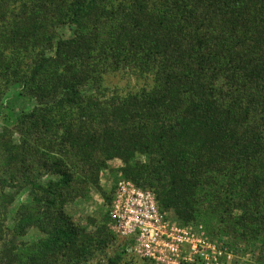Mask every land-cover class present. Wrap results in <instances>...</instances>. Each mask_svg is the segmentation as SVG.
Returning <instances> with one entry per match:
<instances>
[{
  "label": "trees",
  "instance_id": "1",
  "mask_svg": "<svg viewBox=\"0 0 264 264\" xmlns=\"http://www.w3.org/2000/svg\"><path fill=\"white\" fill-rule=\"evenodd\" d=\"M128 69L153 88L87 92ZM0 84L5 121L12 85L39 103L0 133V264H121L108 215L90 231L65 213L91 188L110 201L100 173L114 159L161 212L264 264V0H0ZM33 227L43 237L19 244Z\"/></svg>",
  "mask_w": 264,
  "mask_h": 264
},
{
  "label": "rangeland",
  "instance_id": "2",
  "mask_svg": "<svg viewBox=\"0 0 264 264\" xmlns=\"http://www.w3.org/2000/svg\"><path fill=\"white\" fill-rule=\"evenodd\" d=\"M20 2L16 1L12 4V9H18ZM74 25H62L58 29V33L60 39L62 40H71L74 37ZM56 51V46L50 49L47 52V55L53 56ZM29 59H26L25 62H28ZM1 85V84H0ZM154 86V76L147 73H142L136 71L134 69H128L121 72H110L103 76L101 81V86L97 88L96 86H91L87 89L91 95L98 96L102 101H107L112 98L114 95H119L120 97H126L130 94L137 93L141 90H149ZM2 87V86H0ZM3 105L7 106L9 110V114L11 115L9 120L3 119V113H0V133L3 131H11L13 126L16 124V120L20 118L23 113H27L35 108H38L39 103L35 99H30L28 97L21 95L20 85L14 84L12 87L6 91L3 98ZM3 112V111H1ZM6 112V111H5ZM19 138L18 135L14 136V141H17ZM144 157L142 161H144ZM123 167V163L114 159L108 163L107 169H104L100 173V184L103 190L110 195V201H106L105 198L101 195L100 192L91 188L90 193L87 197L79 198L73 202H70L65 207L66 215L73 220L77 225L85 226L90 231H94L95 227L89 221L93 219L96 221V224H102L105 216H109L107 226L111 232L112 230V219H111V207L115 200L116 192L118 190L119 182L122 180L127 181L122 173L121 168ZM48 180L47 176L42 180L45 182ZM26 193V191L24 192ZM21 201H25L27 199L26 195H20ZM168 215L172 218L170 221L175 225H187L182 223L173 211H167ZM172 213V214H171ZM8 221L3 222L4 229L7 227ZM172 225V224H171ZM196 227H203L202 224L196 225ZM204 231V230H203ZM206 236H208L212 241H218L220 245H224L230 249V251L234 252L237 258L233 259L230 264H261L258 260L259 249L256 246H248L245 244H241L237 246L234 245L232 241H230L227 237L224 236H215L210 237L206 231H204ZM43 236L39 232V229L36 227L31 228L27 231V233L21 238L18 239L19 244L27 243L31 245L33 241H37L41 239ZM136 239L131 238L127 239V241L116 236V242L109 248L108 255H115L118 253L123 254V261L121 264H137L142 262L145 258H140V256L134 251L129 252V248L132 244H136ZM125 251V252H124ZM188 262L182 264H201L200 260L193 258V252L188 251ZM191 259V260H189ZM246 259V261H244ZM105 256H102L90 264H100L105 262ZM154 264H158L156 261L151 260ZM225 264V263H223Z\"/></svg>",
  "mask_w": 264,
  "mask_h": 264
},
{
  "label": "built area",
  "instance_id": "3",
  "mask_svg": "<svg viewBox=\"0 0 264 264\" xmlns=\"http://www.w3.org/2000/svg\"><path fill=\"white\" fill-rule=\"evenodd\" d=\"M115 197L111 207L113 234L125 241L135 238L137 243L128 251H135L140 258L182 264L188 262L189 250L193 252L189 260L197 259L201 264H230L237 258L228 247L206 236L201 227L172 223V217L160 211L154 192L122 180Z\"/></svg>",
  "mask_w": 264,
  "mask_h": 264
}]
</instances>
